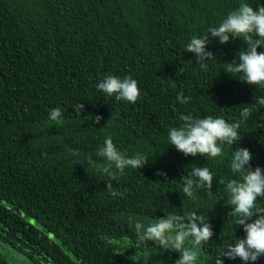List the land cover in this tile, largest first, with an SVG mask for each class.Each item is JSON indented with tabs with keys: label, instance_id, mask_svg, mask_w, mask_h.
Returning a JSON list of instances; mask_svg holds the SVG:
<instances>
[{
	"label": "trees",
	"instance_id": "trees-1",
	"mask_svg": "<svg viewBox=\"0 0 264 264\" xmlns=\"http://www.w3.org/2000/svg\"><path fill=\"white\" fill-rule=\"evenodd\" d=\"M240 3L256 9L264 0H0V264H175L180 253L153 242L137 249L130 222L169 213L195 212L212 225L196 264H215L227 244L245 237L229 216L226 184L240 178L230 167L236 148H247L252 170L264 172V87L223 70L247 48L243 38H210L215 59L204 67L186 47ZM109 74L138 81L136 103L97 90ZM56 107L63 115L52 121ZM182 114L239 121L241 139L215 158L185 156L168 140ZM108 136L125 156L148 157L118 173L117 196L87 162L104 163L97 152ZM200 166L214 175L212 191L194 187L188 197L181 178ZM223 264L246 262L224 257ZM247 264H264V255Z\"/></svg>",
	"mask_w": 264,
	"mask_h": 264
},
{
	"label": "clouds",
	"instance_id": "clouds-1",
	"mask_svg": "<svg viewBox=\"0 0 264 264\" xmlns=\"http://www.w3.org/2000/svg\"><path fill=\"white\" fill-rule=\"evenodd\" d=\"M207 31L208 35L193 36L186 46L187 52L195 54L197 64L204 67L208 60L215 59L214 54L206 50L210 38H218L221 44L228 43L230 37L243 38L247 48L239 51L238 60L225 63L223 70L234 78L236 74H242L241 81L249 85L264 87V51L257 50L264 45V4H259L254 9L248 3H240L218 26L209 27ZM168 80L170 87H175V81ZM96 88L108 96L114 95L117 101L124 100L133 104L140 96L138 81L131 76L121 78L109 74L96 85ZM177 100L187 104L190 97L180 93ZM83 107L80 103L74 106L76 113ZM62 115L61 108L56 107L50 110L49 118L52 121H59ZM251 115L248 107L242 109L243 119L247 120ZM101 119L102 117L97 116L95 123L98 124ZM180 120L181 126L169 129L168 140L170 146H174L185 156L195 157L199 154L215 158L222 154L223 144L234 145L241 139L239 121L230 123L223 117L212 116L194 118L190 114H182ZM73 154L78 155L75 151ZM97 155L104 158L103 164H97L91 158L87 162L109 177L106 181V190L113 196L119 195L112 183L118 179V173L122 174L128 167L140 169L148 163V157L140 153L132 157L125 156L117 149L111 136L105 138ZM251 159L252 153L247 148H236L232 152L230 167L240 178L229 180L226 184L229 194L227 204L231 207L229 216L238 217L236 224L242 226L246 235L242 239H236L234 243L227 244L222 253L216 256L215 264H223L224 257L229 259L238 257L247 264L264 255V208L256 207L258 198H264V172L260 167L252 170ZM157 174L166 176L163 172ZM213 179L214 175L208 167H194L181 178L182 191L186 196L192 197L195 187L204 188L210 194ZM130 222L134 225L138 238L135 245L137 249L147 242H153L158 248L180 253V258L175 264H196L200 246L213 236L208 218L195 212L188 214L187 217L169 213L148 224L139 220ZM186 241L190 242V247L185 246Z\"/></svg>",
	"mask_w": 264,
	"mask_h": 264
}]
</instances>
